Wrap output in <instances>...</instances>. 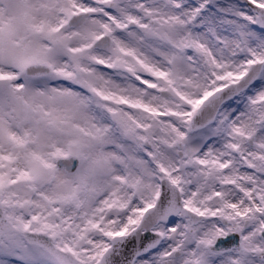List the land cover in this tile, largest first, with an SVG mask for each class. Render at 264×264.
<instances>
[{
	"label": "snow or ice",
	"instance_id": "snow-or-ice-1",
	"mask_svg": "<svg viewBox=\"0 0 264 264\" xmlns=\"http://www.w3.org/2000/svg\"><path fill=\"white\" fill-rule=\"evenodd\" d=\"M0 264H264V0H0Z\"/></svg>",
	"mask_w": 264,
	"mask_h": 264
}]
</instances>
